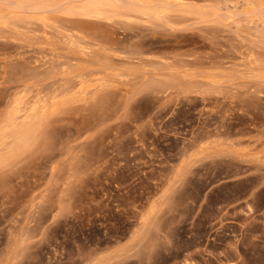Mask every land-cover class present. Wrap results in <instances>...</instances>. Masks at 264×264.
<instances>
[{
    "label": "rangeland",
    "instance_id": "rangeland-1",
    "mask_svg": "<svg viewBox=\"0 0 264 264\" xmlns=\"http://www.w3.org/2000/svg\"><path fill=\"white\" fill-rule=\"evenodd\" d=\"M91 1L0 2V264H264V0Z\"/></svg>",
    "mask_w": 264,
    "mask_h": 264
},
{
    "label": "bare ground",
    "instance_id": "bare-ground-1",
    "mask_svg": "<svg viewBox=\"0 0 264 264\" xmlns=\"http://www.w3.org/2000/svg\"><path fill=\"white\" fill-rule=\"evenodd\" d=\"M3 2V4H7V5H9V6H17V7H19L20 8V6H18L20 3H19V0H0V2ZM24 1V0H23ZM27 1V0H26ZM79 1V0H78ZM82 1H84V0H82ZM121 1L123 2V1H125V2H134V3H136V4H139V5H145V4H148L147 2H151L152 0H93V1H91V7L94 9V12H95V17H98V18H100L103 14H102V9L104 8V7H108V8H113V7H115L116 5H117V3L119 4V6H120V3H121ZM159 1H164L165 3H166V0H159ZM158 1V2H159ZM174 1V3H176V4H178V5H180V6H182L184 3H182V1L181 0H173ZM1 2V3H2ZM86 2V1H85ZM87 2H89V1H87ZM86 2V3H87ZM120 2V3H119ZM124 2V3H125ZM159 3H161V2H159ZM2 4V5H3ZM25 4H26V2H25ZM24 4V5H25ZM154 4H155V1H154ZM154 4L152 5V6H154ZM23 5V6H24ZM83 5V4H82ZM85 5V4H84ZM124 5V4H123ZM88 6V5H87ZM130 6V5H129ZM129 6H128V8H129ZM137 6V5H136ZM151 6V7H152ZM25 7V6H24ZM81 7V6H80ZM125 7H126V4H125ZM143 7V6H142ZM150 7V8H151ZM155 7V6H154ZM30 8V7H29ZM74 8V7H73ZM89 8V7H88ZM119 9L121 8V6L120 7H118ZM132 8V7H131ZM133 8H135V7H133ZM139 8H140V6H139ZM149 8V7H148ZM22 9V8H21ZM72 9V8H71ZM124 9H126V8H124ZM147 9V8H146ZM78 10V9H77ZM104 10V9H103ZM111 10V9H110ZM126 10H128V9H126ZM140 10V9H139ZM73 11V10H72ZM84 11V10H83ZM86 11H87V9H86ZM117 11V10H116ZM135 11V10H134ZM88 12V11H87ZM90 12V11H89ZM112 12V11H111ZM110 12V13H111ZM115 12V11H114ZM146 12V11H145ZM157 12V11H156ZM75 13V12H74ZM149 13H150V10H149ZM107 14V13H106ZM105 14V15H106ZM155 14V13H154ZM101 19V18H100ZM35 108H33V110H34ZM33 112V111H32ZM35 113H36V109H35ZM35 113L34 114H32V115H35ZM30 114V116H32ZM14 115H15V113H14ZM13 115V116H14ZM15 121H17V120H15ZM10 125H11V127H12V135H16V137L19 139V140H23L24 138H27V136H28V134L30 133V131H31V126L30 125H26V124H24V125H22L21 127H19L18 128V126L16 127V126H14L15 125V122L11 119L10 120ZM20 124V123H19ZM7 128V127H6Z\"/></svg>",
    "mask_w": 264,
    "mask_h": 264
}]
</instances>
